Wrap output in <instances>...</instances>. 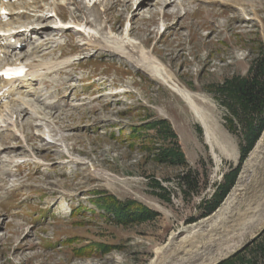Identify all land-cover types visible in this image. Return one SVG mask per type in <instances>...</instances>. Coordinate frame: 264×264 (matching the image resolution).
<instances>
[{"label": "rangeland", "instance_id": "1", "mask_svg": "<svg viewBox=\"0 0 264 264\" xmlns=\"http://www.w3.org/2000/svg\"><path fill=\"white\" fill-rule=\"evenodd\" d=\"M150 1L138 11L131 0H105L109 25L120 36L126 18L133 16L132 35L154 48L176 82L207 99L197 101L232 155L222 156L215 172L200 123L170 87L125 58L86 49L75 31L52 34L48 54L41 52L37 58L77 59L53 75L60 77L51 80L56 84L39 83L58 106L44 110L47 120H28L27 147L12 131L3 135V146H17L11 154L27 158L0 175V264H151L157 249L183 224L206 217L201 202L211 198L224 173L238 166L240 173L249 154L241 160L244 134L249 122L258 124L264 114L240 112L230 129L227 118L232 115L222 95L210 89L234 75H248L264 41V0H178L170 6ZM44 11L49 13V8ZM59 11L70 22L84 17L67 3ZM146 115L171 121L186 164L157 162L139 143L130 147L129 126L140 124ZM44 132L56 134L61 145L42 143ZM149 143L159 148L163 140ZM182 174L195 182L194 188L182 185ZM213 180L217 183L211 188ZM97 191L135 200L157 215L142 223L118 224L97 207ZM260 235L264 239V228L251 241ZM89 242L114 248L102 255L74 256V247Z\"/></svg>", "mask_w": 264, "mask_h": 264}, {"label": "bare ground", "instance_id": "2", "mask_svg": "<svg viewBox=\"0 0 264 264\" xmlns=\"http://www.w3.org/2000/svg\"><path fill=\"white\" fill-rule=\"evenodd\" d=\"M58 1H50L48 6H52L51 11L56 10L58 4L67 3L83 13L84 18L89 23H92L98 31L96 37L90 40H82L81 44L86 49L87 46H91L93 49L96 48L97 51H111L115 55L125 58L134 68L166 84L185 101L194 118L200 123L203 129L205 142L215 162V172L218 173L222 156H231L233 152L217 131L209 115L197 101L200 99L204 102L207 99L176 82L174 74L168 68V65L154 54V48L147 47L144 42L131 44L122 35L117 36L113 28L109 25L110 21L108 16H106L105 6L100 7L98 4H95L88 7L89 5L87 4V6L84 0ZM131 1H133V5L138 4V11L144 8V5L151 2L150 0ZM177 1L161 0L160 5L163 3L166 6L176 5L178 3ZM42 2H45V0H28L24 4L29 11L21 19L24 29L19 37V42L25 43L26 48H22V52L17 51V56L20 55V59H22L23 56L29 55V57H36V60L31 64L34 67V71L26 80L20 82L11 81V85L16 90L12 98L4 104L2 112L0 109V136L2 137L5 132L16 131V128L13 126L17 120L20 122L27 114L29 115L33 112L31 100H41L44 96L43 103L47 108H55L58 106V100H51L45 95L42 96L41 87L34 83L38 81V78L45 77L47 73L58 69V63H61V69H64L75 60L74 57L62 59L61 62H58L59 60L40 62L37 59V55L41 52L45 55L48 54L50 44L52 43L51 35H57L59 33L56 30L57 28L50 27L49 22H51V16L49 17V15L42 12L44 9H48L46 5H41ZM158 2L159 0L156 1V3ZM41 6L43 8L40 12L35 13V8H40ZM33 8L34 12L32 13L30 10ZM137 9H135L136 12ZM56 14L58 13L56 12ZM38 23L39 27H37ZM46 25L48 26L47 28ZM7 31L9 32L10 30L8 29ZM2 32L0 31V33ZM7 40L8 38L0 43V47H3V53L6 58L13 56V49L8 48L11 44L6 45ZM57 72L54 71V74ZM55 78L58 80L57 77ZM31 96L33 98H29ZM33 113L36 116V113ZM38 119L39 117L35 120ZM36 125L41 124L38 123ZM49 132L51 133V130ZM50 133L46 134L44 132L40 134L39 138L42 143L46 145H61L58 141L59 138L55 136L56 134L52 136ZM2 143V139H0V175L10 172L12 167L20 163L22 159L27 158L11 154L14 148H9L7 145L3 146ZM3 153L7 154L4 155ZM72 159L83 164L85 162L81 159V161L74 159L73 157ZM97 171L102 173L100 170ZM263 228L264 131L249 152L235 183L220 205L210 215L196 222L183 224L178 231H175L169 237L163 247L157 249L156 256L153 258L151 264H216L243 247Z\"/></svg>", "mask_w": 264, "mask_h": 264}, {"label": "trees", "instance_id": "3", "mask_svg": "<svg viewBox=\"0 0 264 264\" xmlns=\"http://www.w3.org/2000/svg\"><path fill=\"white\" fill-rule=\"evenodd\" d=\"M257 50V57L253 60L248 75H234L225 79L221 84L211 86L210 90L222 95V102L232 115V117L227 118L230 129L235 127L233 117H239L240 112L253 116L264 114V41L260 40ZM249 123L248 131L244 134L246 145L242 147L241 160L247 156L257 139L261 136L264 130V116L258 124ZM120 133L122 135L124 130H121ZM127 138L130 147L139 143L140 148L147 151V157L151 156L157 162L186 164L185 153L177 140L178 135L171 121L166 118H154V116L146 115L140 124L129 126ZM153 138H161L163 145L156 148L150 144L149 142ZM238 173L239 166L230 172L224 173L222 181L217 185L211 198L201 202V205L206 206L202 216H207L219 206L235 183ZM180 179L183 186L187 183L188 190L195 187V182L190 180L187 174H182ZM154 183L159 189H163L159 181L156 180ZM96 194L100 195L95 200L97 207L104 210L107 214L113 215L118 224L142 223L152 220L157 215L155 211L135 200L122 201L107 191H97ZM74 241L73 239L68 242ZM112 248H114L113 244L89 242L74 247L73 254L77 257L102 255L112 250ZM263 257L264 239L263 235H260L244 248L218 264H259Z\"/></svg>", "mask_w": 264, "mask_h": 264}, {"label": "built area", "instance_id": "4", "mask_svg": "<svg viewBox=\"0 0 264 264\" xmlns=\"http://www.w3.org/2000/svg\"><path fill=\"white\" fill-rule=\"evenodd\" d=\"M220 180H221V179H220ZM220 180H219L218 182H220ZM215 183H217V180H213V182L210 183V187L212 188V186H213ZM208 190H210V188H209ZM214 190H215V188H214ZM214 190H213L212 192H214Z\"/></svg>", "mask_w": 264, "mask_h": 264}, {"label": "water", "instance_id": "5", "mask_svg": "<svg viewBox=\"0 0 264 264\" xmlns=\"http://www.w3.org/2000/svg\"><path fill=\"white\" fill-rule=\"evenodd\" d=\"M249 242H251V240H250ZM249 242H247L244 246H246ZM244 246H243V247H244ZM243 247H241L240 249H242ZM240 249H238V250H240ZM238 250H237V251H238ZM235 252H236V251H235ZM235 252H234V253H235ZM230 255H231V254H230ZM227 257H228V256H227ZM227 257H225V258H227ZM225 258H224V259H225Z\"/></svg>", "mask_w": 264, "mask_h": 264}]
</instances>
